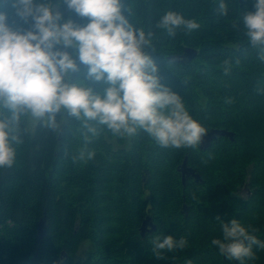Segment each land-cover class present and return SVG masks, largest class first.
Returning a JSON list of instances; mask_svg holds the SVG:
<instances>
[{
    "label": "trees",
    "instance_id": "1",
    "mask_svg": "<svg viewBox=\"0 0 264 264\" xmlns=\"http://www.w3.org/2000/svg\"><path fill=\"white\" fill-rule=\"evenodd\" d=\"M123 2L134 14L130 21L154 33L156 51H147L159 66L161 82L183 97L189 113L208 131L233 132L234 140L219 137L205 151L199 146L173 149L141 131L128 137V148L114 151L111 142L124 144L127 137L103 126L97 125L98 135L85 144L87 130L75 119L55 130L36 124L33 131L28 120L22 121L15 162L10 169L0 168V264H264V248L253 246L255 259L241 262L211 243L222 239L217 217L238 219L264 242V62L250 47L242 22L245 10L254 11V0H225L227 16L217 13L220 0ZM61 10L74 22H88L66 5ZM0 11L12 27H28L11 0H0ZM168 11L200 27L191 32L178 28L169 37L156 27ZM187 47L197 51L194 59L173 60ZM86 73L81 65L74 77L83 79ZM87 83L97 91L106 87ZM239 102L246 111L237 107ZM82 151L85 158L74 161ZM89 152L95 153L90 160ZM185 158L201 179L191 177L183 186L178 168ZM243 186L250 190L246 198L237 194ZM146 218L156 229L142 237ZM168 235L187 243L158 257L153 240ZM88 240L93 251L75 261L72 255Z\"/></svg>",
    "mask_w": 264,
    "mask_h": 264
},
{
    "label": "clouds",
    "instance_id": "2",
    "mask_svg": "<svg viewBox=\"0 0 264 264\" xmlns=\"http://www.w3.org/2000/svg\"><path fill=\"white\" fill-rule=\"evenodd\" d=\"M11 3L28 27H12L7 13L0 11V168H12L25 120L55 130L61 122L75 119L87 130L85 144L98 135L99 125L119 137L131 138L142 131L163 148L201 146L208 130L189 113L183 97L161 82L159 66L147 51H156L154 33L130 21L134 14L123 0ZM64 5L88 22L66 18L61 10ZM253 7L254 11L242 13L244 36L264 62V0H254ZM228 12L225 0H220L218 15ZM156 27L175 37L178 28L191 32L200 25L168 11ZM81 65L87 68L83 79L74 77ZM88 80L106 87L97 91ZM94 156V152L87 153L89 160ZM84 158L82 151L73 159ZM216 219L222 239L211 243L223 256L242 262L255 259L253 246L264 248V242L238 219ZM186 243L184 238L168 235L155 238L153 248L160 257L162 250H182Z\"/></svg>",
    "mask_w": 264,
    "mask_h": 264
},
{
    "label": "water",
    "instance_id": "3",
    "mask_svg": "<svg viewBox=\"0 0 264 264\" xmlns=\"http://www.w3.org/2000/svg\"><path fill=\"white\" fill-rule=\"evenodd\" d=\"M197 55V51L193 48L187 47L184 49V53L181 56L174 57L173 60L175 61H182V62H189L194 59ZM234 133L228 132L226 130L220 129H211L205 135L201 146H199L200 150L205 151L209 148L210 144L220 136L228 137L231 141L234 140ZM179 172L181 173V179L183 186L186 185V182L189 178H194L195 182L200 181V176L195 170L187 165V158L184 159L183 163L178 168ZM45 224V219H42L39 224V238H43L44 231L43 227ZM156 225H154L150 218H146L142 225H141V236L144 237L146 233L155 231Z\"/></svg>",
    "mask_w": 264,
    "mask_h": 264
},
{
    "label": "rangeland",
    "instance_id": "4",
    "mask_svg": "<svg viewBox=\"0 0 264 264\" xmlns=\"http://www.w3.org/2000/svg\"><path fill=\"white\" fill-rule=\"evenodd\" d=\"M227 1H229V0H227ZM246 60H248L247 58H246ZM238 105H237V107L239 108V107H242V109L244 110V111H246V105L245 106H243L244 104H243V102H239V103H237ZM35 126H36V123H34V122H32L31 120H28V124H27V127H28V129L30 130V131H33L34 130V128H35ZM128 141H129V138L127 137V141H126V143H124V144H120V143H118L117 141H112L111 142V144L113 145V150L115 151V150H119V149H122L123 147L124 148H128L129 146H128ZM251 149V148H250ZM260 174H258L257 176H259ZM258 180H259V178H258ZM237 194L240 196V197H243V198H246V197H248L249 196V194H250V190L245 186H243V187H240V189H239V191H237ZM209 211H210V209H206V214H205V221L207 222V218L208 217H210L211 215H210V213H209ZM41 221V220H40ZM40 221L38 222V229H37V233H38V235H39V224H40ZM8 223V225H13L11 222H7ZM91 223H92V221H91ZM93 224V223H92ZM45 225V224H44ZM206 225H209V222H208V224H206ZM105 226V228L107 229L106 231L107 232H109L108 230H110V228L108 229V227H110L109 225H104ZM110 233V232H109ZM108 233V234H109ZM107 236V235H106ZM91 251H93V243L91 242V241H83L79 246H78V248H77V250H76V252L72 255V257H73V259L75 260V261H78V260H81V259H86L87 257H88V255L91 253Z\"/></svg>",
    "mask_w": 264,
    "mask_h": 264
},
{
    "label": "bare ground",
    "instance_id": "5",
    "mask_svg": "<svg viewBox=\"0 0 264 264\" xmlns=\"http://www.w3.org/2000/svg\"><path fill=\"white\" fill-rule=\"evenodd\" d=\"M220 130H223V129H220ZM228 132H230V131H228ZM232 133H233V132H232ZM220 137H223V136H220ZM218 138H219V137H218ZM218 138H217V139H218ZM215 140H216V139H215Z\"/></svg>",
    "mask_w": 264,
    "mask_h": 264
}]
</instances>
